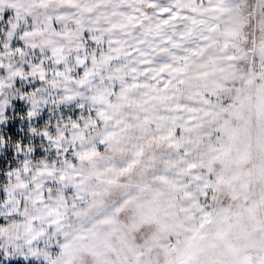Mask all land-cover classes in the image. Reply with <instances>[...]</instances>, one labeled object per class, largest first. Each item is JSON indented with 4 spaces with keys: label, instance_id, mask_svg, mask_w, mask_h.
Wrapping results in <instances>:
<instances>
[{
    "label": "snow or ice",
    "instance_id": "obj_1",
    "mask_svg": "<svg viewBox=\"0 0 264 264\" xmlns=\"http://www.w3.org/2000/svg\"><path fill=\"white\" fill-rule=\"evenodd\" d=\"M0 264H264V0H0Z\"/></svg>",
    "mask_w": 264,
    "mask_h": 264
}]
</instances>
